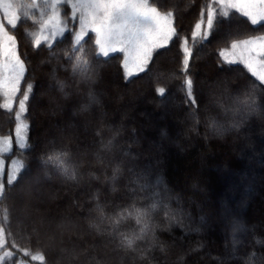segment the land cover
Wrapping results in <instances>:
<instances>
[{
    "label": "trees",
    "instance_id": "trees-1",
    "mask_svg": "<svg viewBox=\"0 0 264 264\" xmlns=\"http://www.w3.org/2000/svg\"><path fill=\"white\" fill-rule=\"evenodd\" d=\"M158 2L162 12L173 10L176 13L174 26L178 30L181 27L189 28L195 25L206 0H158ZM67 11L71 15L69 7ZM35 14L36 10L14 31L18 41V53L27 69L21 93L27 84L33 85L27 112L31 148L26 155L15 145V112L18 111V100L13 103L11 113L0 108V137L11 133L13 139L12 152L4 154L10 157L6 163L10 164L11 160L22 157L29 167L27 174L18 179L11 188L7 187L5 175L6 195L4 199H0V225L6 224L11 236L8 244L0 248V264H19L21 260L27 261V264H41L40 261H32L30 256L25 257L23 250L29 251L30 255L44 254L43 264H118L116 259L119 257L124 258V264H129L127 262L129 258L135 259V264H264V203L257 213L252 211L248 218L250 223L252 218L251 220L257 225L252 233L255 241L245 244L238 255L240 258L222 261L218 252L219 239L215 230L209 228V226L213 227V222H210L213 207L202 203L200 194L190 190L192 184H201L204 179L207 181L212 179L213 172L210 167L214 164L213 158L216 152L221 154L220 152L224 150L227 155L225 149L220 148L214 138L208 135L209 130L214 131L209 126V118H215L225 129L228 126H240L245 119L251 122L253 117L249 116V112L252 110L258 112L260 109L259 92L257 94L255 81L244 67L236 65L238 69L234 71L239 73V77L234 79V83L238 87L245 88L246 94L233 98L227 89L228 93L220 94L213 103L219 112L211 113L209 98L198 90L199 74L194 68L197 69L200 61L206 59L210 62V69L221 72L232 70L226 66L220 56L218 38L210 36L198 45V50L190 61L188 71L194 82L196 104L188 101L186 96L184 54L181 53L178 44H172L167 50L155 54L145 71L135 74L128 80L124 77L120 78L122 87L135 84L145 86V92L152 102L150 108L146 103L142 105L145 106L141 111L143 116L137 118L139 132L145 137L144 140H140L136 132L137 128L134 126H131V130L119 132L120 129L107 114V111L113 112L115 101L108 98L104 103L100 95L103 91L102 85L106 86L109 74L122 65L123 53L114 52L108 57L96 55L94 36L89 32L85 37L87 41L85 48L96 63L94 71L87 80H84L79 75L73 74L72 62L65 55L66 52L71 53L70 45L74 32L65 33L63 38L55 41L52 50H49L47 45H42L39 49L33 47L32 38L25 33L38 32L37 23H33V18L38 21ZM69 29H72V24H69ZM74 31H77V21ZM165 53H169L171 57L167 58L164 56ZM47 65L55 66L52 82L49 81L51 74ZM155 72L161 73V76H155ZM48 82L52 84L50 92L41 93ZM60 82L66 85L67 96L60 91ZM159 87L166 89L164 96L157 93ZM18 97L22 98V94H18ZM93 97L95 102H92ZM2 103L4 102L0 97V104ZM85 104H88L89 108L87 111H82V106ZM200 110H203V113ZM165 112L171 117L187 116L188 120L181 127L186 131L193 130L200 137L180 141L175 131H180L179 127H176V122L167 121L164 117ZM232 113H236L234 119L230 118ZM45 127L52 128L54 134L61 132L70 137H66V143L48 144L43 138ZM84 128L88 130L85 131ZM242 130L243 128L238 127V131L242 132ZM214 133L224 139L229 138L231 134L216 131ZM119 134L127 140L137 138V147H126L121 143ZM109 140H113L114 150L103 151L101 142L107 144ZM87 142L93 143L92 146L89 145L90 148ZM168 143L181 144L176 148L177 150L172 149L173 152H170V149L166 148ZM179 148L182 152L178 151ZM149 149L167 150L172 155L164 165L165 170L162 172L157 169L152 179L148 180L159 193L163 204L167 205L169 215L165 216L164 209L153 212L151 220L148 221L147 235L144 239L136 241L133 249H127L120 244L121 233L138 234L140 225L136 224L134 218L122 220L116 225L115 214L120 209L128 208L129 205L143 206L148 201L142 198L144 193L138 191L139 188L133 193L134 198L130 197L128 189L131 185L128 183V178L131 162L127 156H122L120 153L133 155L142 151L146 153ZM53 150H64L69 153L71 162L76 166V180L66 179L51 167H44L41 164V158ZM100 157H103V160ZM117 165L120 166V171L113 180ZM39 170L51 175L47 181L57 180L69 184L80 181V177L84 175L80 182L83 185L82 195L88 199L84 210L78 212L68 201L66 206L72 212L62 211V200L66 198L64 195L54 198L53 194H50V197L32 194L28 198L27 208L14 221L12 210L19 205L14 191L19 185L29 187L31 174ZM47 183L49 182L38 180L36 187L39 190L42 187L46 188ZM117 189L121 195L118 204L113 203L110 192ZM97 204L102 211L97 209ZM36 216H39V219ZM18 221L23 227L18 226ZM36 221L41 225V232L32 234L30 230L34 229V226L31 224L34 225ZM83 231L86 236L83 235L80 239L72 237V235H80ZM94 232L99 237H96ZM53 234L58 236L61 251L49 239ZM101 239L106 240L108 249L99 245L98 241ZM13 242L17 248L11 247ZM110 248L113 251H110ZM163 250L165 253H162ZM6 251H11L14 255L5 257Z\"/></svg>",
    "mask_w": 264,
    "mask_h": 264
},
{
    "label": "snow or ice",
    "instance_id": "snow-or-ice-1",
    "mask_svg": "<svg viewBox=\"0 0 264 264\" xmlns=\"http://www.w3.org/2000/svg\"><path fill=\"white\" fill-rule=\"evenodd\" d=\"M71 7L69 15L67 9ZM158 0H31L24 3V0H0V95L6 98L7 102L0 104V108L13 111V103L18 100V111L15 112V145L23 154H27L31 148L30 144V124L28 121V106L32 97V84H27L21 93L22 83L25 82L26 65L18 53V41L14 31L20 26L24 19L28 18L32 9H38L40 20L33 19V23L39 24V31L25 33L32 38L33 47L39 49L42 45H47L49 50L54 48V42L65 36V33L74 32L71 41V53H65L68 60L72 62V72L87 80L94 71L96 61L90 56L85 48L87 41L85 37L89 31L96 34V45L98 52L96 55L108 57L110 52L117 50L115 45H121L120 51L126 52V59L123 64L125 79L128 80L136 72L145 71L147 65L157 49L167 47L174 37L178 36V31L174 26L176 13L173 10L162 12ZM241 13L247 17L252 25L264 23V0H206L200 11V16L194 25L191 33V47L189 39H182V49L184 53L183 71L185 73L184 87L188 101L196 104L194 95V82L189 74L190 61L194 57L198 45L202 44L208 37L217 31L220 26L231 20L232 12ZM23 10V15L20 14ZM79 13V31L75 30V22ZM63 17V18H62ZM72 24V29H69ZM241 50V59L246 67L256 76L261 83H264V35L254 36L243 40L233 41L231 50ZM245 54L247 59H244ZM220 56L227 63H234L230 59L228 49H222ZM131 65V68H130ZM134 68L135 72L131 69ZM60 91L67 96L66 85L59 83ZM166 89L157 88V93L164 96ZM22 94V98L18 97ZM95 102L94 97L91 98ZM88 104L82 106V111H87ZM209 126L217 133H222L224 128L218 124L215 118H209ZM103 151L111 152L115 145L113 140L103 144ZM13 139L11 133L0 137V199L6 195V184L8 188L15 186L18 179L27 174L29 167L27 161L22 157L6 161L10 157L4 155L12 152ZM103 160V157H100ZM44 167H51L66 179L76 180V166L71 162L70 155L64 150H53L51 153L41 158ZM120 166L117 165L112 179L117 178ZM132 175L129 190L144 193L142 197L148 201L143 206L129 205L128 208L120 209L115 214V224L119 225L122 220L134 218L137 225H140L139 233L126 235L121 233L120 244L127 249H133L136 241L144 239L149 231L148 221L152 218V213L157 209H164L165 216H168L167 205L159 197V193L148 181L146 174L137 173L133 169L129 170ZM47 176V173H45ZM159 183V181H157ZM97 209L101 210L97 204ZM6 219V217H5ZM11 233L5 225H0V248L5 247L9 242ZM12 248H17L13 242ZM5 257L14 255L11 251L4 253ZM23 255L32 261H45L42 253L30 255L29 251L23 250ZM19 264H27L21 260Z\"/></svg>",
    "mask_w": 264,
    "mask_h": 264
},
{
    "label": "rangeland",
    "instance_id": "rangeland-1",
    "mask_svg": "<svg viewBox=\"0 0 264 264\" xmlns=\"http://www.w3.org/2000/svg\"><path fill=\"white\" fill-rule=\"evenodd\" d=\"M25 2L24 3H30ZM70 12H72L71 7ZM36 10L35 16L38 17V21L40 20V13L38 9H32L31 13ZM188 10V9H187ZM232 12L231 20L228 23L220 26L217 31H214L210 36H215L218 38L220 42L218 49L219 53L222 49H228L230 59H234V63L225 62L226 66L232 68V70H226L224 72L210 69V62L206 59L200 61V65L198 68H194L195 72L199 74L198 77V90L200 93L206 95L208 99V103L211 104L210 111L212 114L219 112V109L216 108L213 103L215 98L220 94L228 93L229 95L236 98V96H243L246 94V89L242 87L236 86L234 83V79L239 77V73L234 70L238 68L235 67L239 65L244 67L250 77L255 81V85L257 89V94L259 92V103L260 109L258 112H249V116L253 117L251 122L246 119L240 123V126H228L224 129L223 132L231 133L229 138H219L214 131L209 130L208 135L214 138V141L218 146L222 149H225L227 155L223 152L221 154L215 153V158H213V165L210 169L213 172V177L210 181L203 180L201 184H192L190 186V190L198 192L200 195V200L202 203H206L209 207H213L212 216L210 222H213V227L209 226L211 230H215L216 236L219 239V254L222 261L232 260L235 257L240 258L238 255L242 252L245 247V244H249L248 242H254L255 239L252 237V233L256 230L257 225L251 219V224L248 220L250 213L258 212L261 204L264 203V83H261L256 76L252 75V72L246 67L245 63L241 59V50L237 49L233 53L231 50V44L236 40H243L254 36L264 35V23L259 25H252L247 17H244L241 13L236 12L234 9L230 10ZM23 12L21 10L20 14ZM79 13H77V31H79V22H78ZM33 18V17H31ZM34 19V18H33ZM39 31V24L37 23ZM194 25L189 28L181 27L178 28V36L174 37L171 42L167 45V47L162 49H157L154 53L158 54L167 50L172 44H178L181 53H183L182 49V39H189V46H191V33L193 31ZM91 32V31H89ZM94 36V42L96 41V34L91 32ZM209 36V37H210ZM96 45V43H95ZM117 48L114 52H122L124 55V61L122 65L117 69L113 70L108 78L106 86L103 84V91L100 94L103 98V101H107L108 98H111L115 101V107L113 112L107 111L108 118L112 119V121L116 124V126L122 130H131V126L136 127L138 138L140 140H144V136L140 134V130L138 129L139 125L137 122V118L142 117L143 113L141 111L144 110L145 106L142 105L144 103L147 104V107H151L152 102L150 97L145 92V86L143 85H132L129 87H122L120 85V78H125V70L123 68V64L126 59V52L120 51L121 45H115ZM97 52L98 47L96 45ZM114 52H110L112 54ZM164 56L170 58L169 53H165ZM244 59H247V55L245 54ZM50 70V79L52 82L55 72L54 65H47ZM131 68V65H130ZM132 71L135 72V69L132 68ZM168 71V70H167ZM139 72H136V74ZM167 73L164 71V75ZM135 75V74H134ZM133 75V76H134ZM155 76L160 77L161 73L155 72ZM52 84L49 82L45 84L41 93L48 94L50 87ZM101 87V86H99ZM45 88V89H44ZM228 89V91H227ZM227 91V92H226ZM40 93V94H41ZM131 93V94H130ZM133 93V94H132ZM127 95V96H126ZM3 102H7L6 98L0 95ZM137 107V108H136ZM203 113V110H200ZM200 113V114H201ZM165 118L167 121L176 122V127H179L180 131H176L178 135V139L180 141H186L191 137H200L199 134L192 131H186L183 127V124L188 120L187 116H177L173 115L172 117L165 112ZM236 117V113H232L230 118L234 119ZM201 119V118H200ZM238 127L243 128L242 132L238 131ZM87 131V128H84ZM172 131V129H171ZM65 135V136H62ZM67 134L59 132L58 134H54L52 128H43V138L47 141L48 144L53 143H66ZM119 137L121 139V143L126 145V147L136 148L138 145L137 138L136 139H125L122 136ZM202 137V136H201ZM88 146H92V142H87ZM86 144V145H87ZM181 143H168L166 144V148L170 149V152L173 150H177L176 148L180 146ZM87 146L85 149L87 150ZM90 148V146H89ZM148 150L146 153L137 152L135 154H126L124 152L120 153L122 156H127L131 162V168L137 173L146 174L147 179H152L155 171L157 169L162 172L165 170V163L172 157V155L167 150H158L155 149ZM178 151L182 152V149L179 148ZM74 153V152H73ZM129 169V170H130ZM84 174V173H82ZM51 175L45 176L40 170L31 174V183L29 187L19 185L15 191L14 195L19 200V205L16 208H13L12 214L13 219L16 221V218L22 215L23 211L28 206L29 197L33 195L41 194L40 196L50 197V194H53V197L59 198V195H64L65 200H62L63 210L64 212H70V208L66 206V203L70 201L71 205H73V209L78 212L83 211L85 204L88 203V199L82 195L83 185L82 182L83 176L80 177V181L73 182V184L64 183L60 181H47L49 180ZM43 180L49 182L46 184V188H41L40 190L36 187V181ZM132 179L131 172L129 171L128 183L130 184V180ZM79 182V183H78ZM64 183V184H63ZM200 183V182H199ZM38 186V185H37ZM138 190V187H137ZM40 191V193H39ZM139 191V190H138ZM111 192V196L113 198V203L118 201V198H121L119 189ZM118 193V194H117ZM128 193L130 197L134 198L133 192L128 189ZM118 195V196H117ZM68 198V199H67ZM136 198V197H135ZM118 204V202H117ZM206 206V205H205ZM72 212V211H71ZM60 216V215H59ZM39 219V216H36ZM18 226L23 227L22 223L18 221ZM34 226V229L30 230V233L41 232V225L39 221L31 224ZM206 226V228L208 227ZM82 234V235H81ZM80 235H72L74 239H80L83 235L86 236V233L83 231ZM96 237H99L96 232H94ZM93 234V235H94ZM49 237L50 240L57 246V248L61 251L60 241L58 236H54V234ZM66 238V236H65ZM101 247H106V240L101 239L98 241ZM166 250V249H165ZM110 251L113 249L110 248ZM162 253H165L164 250ZM118 264H124V258L119 257L116 259ZM129 264H135L136 260L129 258L127 260Z\"/></svg>",
    "mask_w": 264,
    "mask_h": 264
}]
</instances>
